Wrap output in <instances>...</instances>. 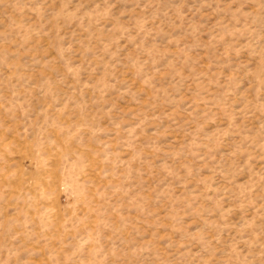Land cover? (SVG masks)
<instances>
[{
    "label": "rangeland",
    "instance_id": "374dc122",
    "mask_svg": "<svg viewBox=\"0 0 264 264\" xmlns=\"http://www.w3.org/2000/svg\"><path fill=\"white\" fill-rule=\"evenodd\" d=\"M0 264H264V0H0Z\"/></svg>",
    "mask_w": 264,
    "mask_h": 264
}]
</instances>
